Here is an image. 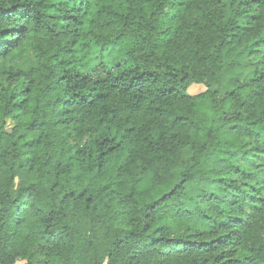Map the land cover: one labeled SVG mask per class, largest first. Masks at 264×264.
<instances>
[{
	"label": "trees",
	"instance_id": "trees-1",
	"mask_svg": "<svg viewBox=\"0 0 264 264\" xmlns=\"http://www.w3.org/2000/svg\"><path fill=\"white\" fill-rule=\"evenodd\" d=\"M107 47L123 59L90 69ZM19 261L264 264V0H0V264Z\"/></svg>",
	"mask_w": 264,
	"mask_h": 264
},
{
	"label": "rangeland",
	"instance_id": "rangeland-1",
	"mask_svg": "<svg viewBox=\"0 0 264 264\" xmlns=\"http://www.w3.org/2000/svg\"><path fill=\"white\" fill-rule=\"evenodd\" d=\"M116 48V47H115ZM115 48H105L103 50L93 49L87 55V61L89 62V68L96 71V72H105L109 67H112L114 63L121 61L123 59V55L117 51ZM243 73H230L227 72L223 75V78L219 84L215 86L218 90H226L229 88L230 83L235 77H242ZM199 84H192L188 91H192L191 89L196 87H200ZM204 88L197 89L192 91V93H197ZM16 264H23V261H19Z\"/></svg>",
	"mask_w": 264,
	"mask_h": 264
}]
</instances>
